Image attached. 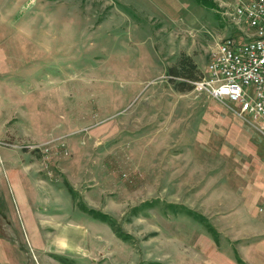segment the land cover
<instances>
[{"label": "rangeland", "instance_id": "1", "mask_svg": "<svg viewBox=\"0 0 264 264\" xmlns=\"http://www.w3.org/2000/svg\"><path fill=\"white\" fill-rule=\"evenodd\" d=\"M235 3L0 0V264H264V124L194 86Z\"/></svg>", "mask_w": 264, "mask_h": 264}, {"label": "built area", "instance_id": "2", "mask_svg": "<svg viewBox=\"0 0 264 264\" xmlns=\"http://www.w3.org/2000/svg\"><path fill=\"white\" fill-rule=\"evenodd\" d=\"M233 20L239 29L250 32L243 33L241 40L231 36L217 43L195 90L236 102L241 115L264 124V0H236ZM261 131L264 135V125Z\"/></svg>", "mask_w": 264, "mask_h": 264}, {"label": "trees", "instance_id": "3", "mask_svg": "<svg viewBox=\"0 0 264 264\" xmlns=\"http://www.w3.org/2000/svg\"><path fill=\"white\" fill-rule=\"evenodd\" d=\"M190 61H191L190 58L182 59V62H181L182 69L178 73V76H181L185 79H196V78H198V76L193 74V72H192L195 69H194V65ZM201 79H202V77L200 78V80ZM176 87L179 88V90H181V91L189 90L192 88V86L188 85L185 81H181V82L179 81V83H177Z\"/></svg>", "mask_w": 264, "mask_h": 264}, {"label": "crops", "instance_id": "4", "mask_svg": "<svg viewBox=\"0 0 264 264\" xmlns=\"http://www.w3.org/2000/svg\"><path fill=\"white\" fill-rule=\"evenodd\" d=\"M240 30V29H239ZM0 148H2V147H0ZM4 149H0V152L1 153H6V152H4L3 151ZM6 155V154H5ZM14 162V161H13ZM10 164L11 163H9V166H10ZM11 168V167H10ZM23 168H26L25 166H23ZM12 170V169H11ZM57 207H59L58 206V204H57ZM256 228H261V229H259V231L258 232H255V233H252L251 232V234H249V235H243V239H240L241 241H242V246L244 247V246H246L247 244H245V243H243V240H246L245 238H249V240H252V242L254 243V246H256V247H258L257 246V244H259V246H261V245H264V225L263 226H260V225H255L254 226V229H256ZM257 239V240H256ZM64 244V243H63ZM258 248H260V247H258ZM260 254H261V252L259 251L254 257L256 258V256H257V258H259V256H260ZM253 255H254V253H253ZM260 260V259H259Z\"/></svg>", "mask_w": 264, "mask_h": 264}, {"label": "bare ground", "instance_id": "5", "mask_svg": "<svg viewBox=\"0 0 264 264\" xmlns=\"http://www.w3.org/2000/svg\"><path fill=\"white\" fill-rule=\"evenodd\" d=\"M62 233V232H61ZM79 240V239H78ZM66 248H68V246H65Z\"/></svg>", "mask_w": 264, "mask_h": 264}]
</instances>
